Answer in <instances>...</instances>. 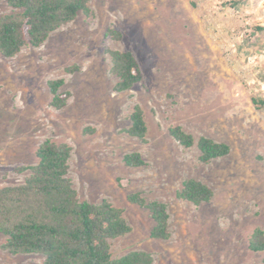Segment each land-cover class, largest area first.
Wrapping results in <instances>:
<instances>
[{"label": "rangeland", "instance_id": "374dc122", "mask_svg": "<svg viewBox=\"0 0 264 264\" xmlns=\"http://www.w3.org/2000/svg\"><path fill=\"white\" fill-rule=\"evenodd\" d=\"M89 8L41 46L0 55V185L22 184L29 171L14 169L34 165L44 141L66 144L77 197L107 200L131 228L109 242L113 258L142 251L152 264H263L248 241L264 234V0H90ZM10 12L0 1V15ZM127 50L142 80L118 92L111 53ZM55 79L70 94L60 109L50 105ZM136 108L144 140L126 132ZM175 126L230 152L202 163L195 144L170 136ZM134 152L143 166L124 164ZM187 179L207 185L211 200L180 199ZM130 194L166 206L167 240L150 237L149 212ZM5 240L0 264H43L40 254L7 252Z\"/></svg>", "mask_w": 264, "mask_h": 264}, {"label": "trees", "instance_id": "16d2710c", "mask_svg": "<svg viewBox=\"0 0 264 264\" xmlns=\"http://www.w3.org/2000/svg\"><path fill=\"white\" fill-rule=\"evenodd\" d=\"M0 1L11 9L10 13L0 15V55L4 58L16 56L26 46H41L79 14H90V0ZM111 73L117 78L118 92L130 90L142 80L139 65L128 50L111 53ZM63 84V79L47 83L50 105L55 109L64 107L70 97L68 92L61 91ZM259 102L264 104L263 100ZM129 121L127 134L144 140L147 127L139 108L131 113ZM169 133L185 148L195 144L202 163L226 157L230 152L227 144L206 137L195 142L180 126L170 128ZM35 157L34 165L14 169L18 173L29 171L22 184L0 185V234L6 238L3 248L7 252L40 254L43 264H152L151 255L142 251H130L119 258L111 256L109 242L128 234L131 228L122 211L107 200L93 204L77 197L68 177V145L46 140L38 146ZM123 161L128 167L144 165L138 152L125 155ZM178 196L199 206L211 200L213 191L198 180L187 179ZM128 201L149 212L153 222L151 238H169V214L163 203L147 202L139 194L128 195ZM248 248L264 254V234L260 229L253 232Z\"/></svg>", "mask_w": 264, "mask_h": 264}]
</instances>
